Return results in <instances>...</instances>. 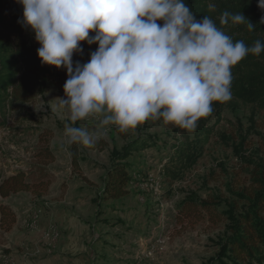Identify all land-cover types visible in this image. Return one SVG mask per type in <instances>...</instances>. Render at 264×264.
I'll return each instance as SVG.
<instances>
[{"label": "rangeland", "instance_id": "obj_1", "mask_svg": "<svg viewBox=\"0 0 264 264\" xmlns=\"http://www.w3.org/2000/svg\"><path fill=\"white\" fill-rule=\"evenodd\" d=\"M0 30L14 41L9 21ZM24 37L40 46L30 28ZM81 46L82 53L73 55L74 65L87 63L98 47L83 41ZM59 74L52 75L44 96L29 107L0 110V178L25 171L31 183L49 182L41 197L22 192L0 198V205L16 215L11 230L0 228V264H218L225 223L182 222L178 209L191 196L218 198L220 211L244 205L237 194L252 186L256 172L264 173V113L233 100L220 115L213 110L201 119L205 128H212L208 142L184 171L172 160L182 142L195 140L201 123L187 132L149 120L143 130L151 137L149 147L127 161L129 195L107 200L102 187L110 157L126 141L114 125H107L98 139L107 143L103 150L68 144L64 130L71 121L58 102L68 76L64 68ZM98 123L97 117H89L74 126L96 131ZM46 130L53 132L49 148L55 160L43 164L36 154L45 147L40 135ZM73 146L79 149L78 168L72 164Z\"/></svg>", "mask_w": 264, "mask_h": 264}, {"label": "clouds", "instance_id": "obj_2", "mask_svg": "<svg viewBox=\"0 0 264 264\" xmlns=\"http://www.w3.org/2000/svg\"><path fill=\"white\" fill-rule=\"evenodd\" d=\"M16 2L23 6L18 23L34 32L42 65L67 72L58 102L71 121L64 130L68 144L91 148L107 125L125 133L149 120L194 132L214 103L231 100L232 69L264 51L261 40L249 47L209 16L198 20L185 0ZM258 7L264 9V0ZM229 21L248 31L255 27L242 13L225 10L220 25ZM82 41L98 47L87 63L74 65ZM89 117L99 119L96 131L74 126Z\"/></svg>", "mask_w": 264, "mask_h": 264}, {"label": "trees", "instance_id": "obj_3", "mask_svg": "<svg viewBox=\"0 0 264 264\" xmlns=\"http://www.w3.org/2000/svg\"><path fill=\"white\" fill-rule=\"evenodd\" d=\"M186 4L195 13L199 20L209 16L233 41L243 40L251 47L256 40L264 42V9L258 7V0H185ZM209 3H214L216 8L210 11ZM242 13L255 25L253 31H248L246 24L220 25L219 17L225 11ZM23 17L19 5H12L8 0H0V27L9 21L14 27V41L5 38L0 30V110L29 107L34 100L43 97L52 75H60L54 66L42 65L37 55L36 46L29 43L24 37L25 28L18 23ZM157 23H163L157 21ZM232 98L245 106L264 113V51L259 56L249 54L233 69ZM230 100V101H231ZM214 103L213 110L220 115L228 103ZM200 120L196 130L195 140L190 142L187 138L182 142L176 152L172 163L177 162L178 170L182 171L192 167L200 157L204 145L208 142L212 128H205ZM148 121L135 130L133 136L125 132L116 133L126 144L120 149H115L110 157L111 166L103 180L102 195L107 200H119L129 195L131 176L128 159L137 152L149 147L151 137L143 135L144 127ZM53 137L51 130H46L40 135V140L45 147L36 154L39 163L48 164L55 160L49 143ZM107 143L99 140L89 150H103ZM72 164L78 168L79 149L73 146ZM169 175V174H168ZM252 186L237 194L244 205L230 204L222 211L219 207L223 203L215 197L205 200L195 196L186 198L178 209V219L182 222L207 221L213 225L225 223V234L220 243L218 264H264V173L256 172ZM25 171L0 178V198L6 199L13 195L30 192L36 197L43 196L48 189L49 182L39 180L31 183ZM16 223L15 213L7 206L0 205V228L9 231Z\"/></svg>", "mask_w": 264, "mask_h": 264}]
</instances>
